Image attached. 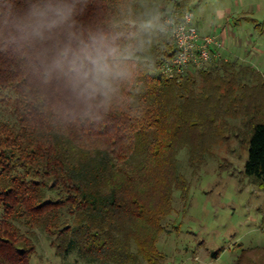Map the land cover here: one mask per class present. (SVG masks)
I'll use <instances>...</instances> for the list:
<instances>
[{"label":"trees","instance_id":"1","mask_svg":"<svg viewBox=\"0 0 264 264\" xmlns=\"http://www.w3.org/2000/svg\"><path fill=\"white\" fill-rule=\"evenodd\" d=\"M157 7L154 0H88L83 22L134 46L109 106L88 116L26 60L0 53V264H32L36 231L64 260L76 253L84 264H159L162 220L172 212L173 190L184 196L187 187L179 151L200 161L239 117L247 130L245 174L264 188L262 77L221 59L196 75L165 73L177 54L174 39L161 34L155 43L138 25ZM175 13L170 25L182 19ZM150 56L153 66L144 61ZM260 255L262 247L235 264H257Z\"/></svg>","mask_w":264,"mask_h":264},{"label":"rangeland","instance_id":"2","mask_svg":"<svg viewBox=\"0 0 264 264\" xmlns=\"http://www.w3.org/2000/svg\"><path fill=\"white\" fill-rule=\"evenodd\" d=\"M154 5L159 7L138 25L155 43L161 34L173 39L174 10L176 17L191 12L199 34H206L200 36L219 44L212 45L219 54L216 59L254 69L262 77L256 84L264 94V0H154ZM153 57L144 61L153 66ZM209 65L191 64L186 70L196 75ZM243 124L242 117L227 121L224 139L193 164L187 148L179 151L177 170L187 187L184 196L180 189L173 190L172 212L162 220L163 232L155 245L163 256L159 264H235L244 252L264 248V188L244 171L248 150ZM36 242L32 264H84L76 261V253L66 260L56 257L40 231ZM263 257H255L262 259L257 264H264ZM136 264L149 263L140 258Z\"/></svg>","mask_w":264,"mask_h":264},{"label":"clouds","instance_id":"3","mask_svg":"<svg viewBox=\"0 0 264 264\" xmlns=\"http://www.w3.org/2000/svg\"><path fill=\"white\" fill-rule=\"evenodd\" d=\"M88 0H0V53L26 60L88 116L106 109L128 75L131 38L83 22Z\"/></svg>","mask_w":264,"mask_h":264},{"label":"built area","instance_id":"4","mask_svg":"<svg viewBox=\"0 0 264 264\" xmlns=\"http://www.w3.org/2000/svg\"><path fill=\"white\" fill-rule=\"evenodd\" d=\"M172 36L177 54L164 71L171 74L173 70L182 73L191 64H207L219 57L212 45L219 44L209 37L200 36L194 25L191 12H186L179 23L174 24Z\"/></svg>","mask_w":264,"mask_h":264},{"label":"crops","instance_id":"5","mask_svg":"<svg viewBox=\"0 0 264 264\" xmlns=\"http://www.w3.org/2000/svg\"><path fill=\"white\" fill-rule=\"evenodd\" d=\"M199 31H200V29H199ZM200 34H201V35H205V36H206V34H203V32H202V31H200Z\"/></svg>","mask_w":264,"mask_h":264}]
</instances>
